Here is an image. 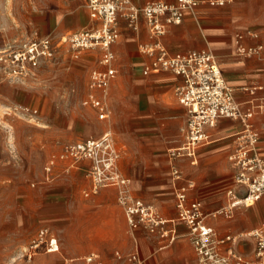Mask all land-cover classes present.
Returning <instances> with one entry per match:
<instances>
[{
	"label": "rangeland",
	"instance_id": "rangeland-1",
	"mask_svg": "<svg viewBox=\"0 0 264 264\" xmlns=\"http://www.w3.org/2000/svg\"><path fill=\"white\" fill-rule=\"evenodd\" d=\"M76 3L81 5L88 19L84 0H0V49L9 43L35 38V35H49L57 43L56 57L43 62L35 76L15 81L10 74L0 72V264H35L37 258H48L46 264H63L67 257L77 258L76 264H98L87 262V257L92 253H99L103 264H124V257L127 260L134 250L133 246L123 251L121 248L114 247L111 250L110 247L100 245L102 232L98 210L103 200L99 196L104 190L114 189L104 188L90 197L84 195L85 189L90 187V161L80 162L79 167L73 169L68 177L54 181H47L44 177L46 161L51 153H59L64 143L89 133L99 135L103 129L113 130L122 152L120 166L124 175L130 178L132 189L134 176L139 175L140 171L139 166L129 164L126 156L128 147L120 143L123 133L127 131V108L132 105L137 108L138 104L142 106L141 102L147 95L137 45L134 40H129L126 45L124 38L118 43V79L122 83L110 87L109 118L97 120L93 113L87 112L81 105V98L87 91L89 73L97 64L98 51L94 50L93 53L90 52L92 50H84L79 57H75L67 44L60 43V39L64 34L77 30L54 31L58 26L72 25L79 17L85 19L81 12L77 15V9L74 8ZM73 8L76 10L71 12ZM62 10L63 19L58 21L57 14H61ZM92 25V21H84L78 30L88 29ZM171 94L174 101L180 104L175 88ZM114 96L119 105L117 111L112 102ZM137 99L141 102H137ZM159 119L166 126L179 120L181 129L187 122L188 113L185 109L178 111L177 107L170 106L162 111ZM177 139L181 142L179 136ZM200 164L201 161L198 166L187 165L197 171ZM166 177L172 181L170 192L175 193L171 164ZM231 177L232 173L229 172L224 182L208 193L192 181L196 186V196L203 199L208 210L228 204L225 187L231 182ZM211 201H217V204L210 205ZM53 203L69 207L72 214L46 217L45 211ZM248 208L251 206L237 208L226 224L218 225V232L224 234L226 228H230L234 233L238 232L236 234H244L255 229L256 226L239 230L229 226L239 225L242 217L237 212ZM47 228L58 236L61 251L47 253L41 247L29 259L33 240L38 238L41 230ZM117 250L121 251L122 259L115 258ZM150 262L151 258L146 264ZM154 263L157 264V261ZM168 264L176 263L168 261Z\"/></svg>",
	"mask_w": 264,
	"mask_h": 264
},
{
	"label": "crops",
	"instance_id": "crops-1",
	"mask_svg": "<svg viewBox=\"0 0 264 264\" xmlns=\"http://www.w3.org/2000/svg\"><path fill=\"white\" fill-rule=\"evenodd\" d=\"M132 1L138 6H143L150 1L157 0ZM164 1L171 4L177 2V0ZM223 1L224 3L220 4L212 3L210 0H198V5L194 9L185 11L180 23L170 24L166 33L160 37L152 34L144 18H141L137 31L130 28L124 19L120 20V35L118 41L113 46L116 54L115 67L118 72L111 86L112 84L117 86L122 83L118 79L120 60L117 45L124 38L126 45L129 40H134L137 45L142 65L141 74L145 77L144 82L147 91L144 101L141 102L140 99H137V102H141L142 106L138 104L137 108L136 105L127 108V131L123 133L120 142L121 145L125 144L128 147L126 156L129 164L133 166L137 165L140 168L139 175L134 176L133 192L137 197L154 204L165 218L174 220L168 226L169 228L173 227L176 229L178 237L173 243H169L168 239L151 236L142 228L131 229L126 214L118 203L116 189L114 187H105L114 190H104L99 196V199L103 200V205L98 210L100 214L98 220L102 232L100 245L110 247L111 250H114V247L121 248L123 251L130 250L133 246L134 250L131 253L137 251L141 259L145 261V264L147 260L150 261V258V264H155L154 262L156 261L157 264H168V261H175L176 264H196V252L188 235V226L177 220L176 197L175 193L170 192L172 190V181L166 177L171 164L170 149L179 147L182 144L184 140L183 129L186 124L180 129L181 121L179 120H174L169 126H166L159 119L162 111L169 109L170 106L177 107L178 111H184V109L187 111L184 105L174 101L171 94L172 89L176 88L181 82V77L172 72L158 73L151 71L146 74L145 69L150 64L152 56L142 46H149L157 41H161L172 53L202 49L212 51L220 63L226 81L233 88L241 109L245 112L253 111V117L250 119V122L260 135L259 148L264 153V0ZM75 7L78 16L80 12L85 16V12L81 10L79 3H76ZM74 8L71 12L76 10ZM87 11L88 19L86 16L85 19H80L79 17L76 22L73 20L72 25L58 26L54 31L60 32L64 29L81 31L84 29H78L87 20L92 21L94 25L88 8ZM62 13L64 14V10L61 11V14H57L58 21L63 19ZM33 37L38 36L35 35ZM61 39L60 43H63ZM94 50L98 51L96 52L97 64L89 73L87 91L81 100L87 97L91 72L95 69L105 68L101 63L102 52L99 49H87L85 51L94 53ZM164 87L167 89H164ZM109 99L110 93L106 98L108 105ZM112 102L117 111L119 105L117 104L116 96L113 97ZM83 107L87 112L93 113V116L99 121L107 120L111 114L110 105V113L106 119H99L98 113L93 107ZM244 127V123L240 120L221 118L216 127L209 128L210 139L199 147L196 163L192 164L191 158L188 157L178 160L182 171L184 168L183 174H185V178L197 182L199 188L208 193L213 192L215 188L220 186L224 182L226 175L231 172V182L225 187L226 195L228 196V191L235 186L234 170L229 161V155L235 149L238 143V135L244 130ZM105 130H101L99 135L89 133L70 142L79 141L89 136H100ZM177 136L180 137L181 142L177 139ZM67 143L69 142L62 145L59 153H51L49 155L46 164L53 157H57V159L49 179L46 178V172L44 171L45 180L54 181L60 177H68V175H71L73 169L79 167L80 162L90 161L82 159L73 162L71 159H61L59 156L63 146ZM119 151L122 156L120 149ZM199 161H201V164L197 171L188 168L187 164L198 166ZM121 171L123 172L122 169ZM182 182L180 181L179 183L181 184ZM90 188L91 180L90 187L84 191L85 196V192L90 190ZM195 189L196 186L194 184V187L189 191L191 199H198ZM97 193H91L86 197ZM199 200L203 202L206 212L219 209L208 210L203 199L199 198ZM108 202L109 204H107ZM228 202L229 198L228 200L226 199V204ZM209 204L215 205L217 201H211ZM45 213L46 217L51 218L69 213L72 214V211L67 206L53 203ZM239 214L242 217L240 224L236 226L229 224V226L239 230L254 226L257 228L262 225L264 222V195L251 208L239 210L237 215ZM207 222L219 229L218 225L220 223L226 224L228 219L224 217H210L207 219ZM230 222H234V219ZM48 230V238H56L59 244L58 251H61L58 236L50 228ZM227 232L238 233H234L230 228H226L225 233ZM253 246L254 244L251 239H243L238 245L242 252L251 257L253 256ZM41 247L47 253L58 252L48 251V243L42 244ZM116 257L118 260L123 258L120 250L116 251ZM77 260L75 257H67L64 259L63 264H76ZM47 262H49L48 258H37L35 260V264H46ZM87 262L103 264V258L99 253H92L87 257ZM124 264H128L126 257H124Z\"/></svg>",
	"mask_w": 264,
	"mask_h": 264
},
{
	"label": "built area",
	"instance_id": "built-area-1",
	"mask_svg": "<svg viewBox=\"0 0 264 264\" xmlns=\"http://www.w3.org/2000/svg\"><path fill=\"white\" fill-rule=\"evenodd\" d=\"M85 1L94 25L64 35L61 41L68 45L75 57L87 49L102 52L101 63L105 68L91 72L88 94L81 104L93 107L99 119H106L110 113L106 98L118 72L113 46L120 35V20L124 19L130 28L137 31L141 18H144L152 34L160 37L170 24L180 23L185 11L194 9L198 0H177L174 4L157 0L143 6L136 5L132 0ZM210 2L224 3L223 0ZM142 48L152 56L145 69L146 74L151 71L172 72L181 77L175 93L179 102L187 108L188 119L183 129L182 144L170 149L169 156L175 181L177 220L189 228L196 264H264V222L248 234H220L215 226L207 222L210 217L230 219L237 208L250 207L264 195V153L259 148L260 135L250 122L253 111L241 109L212 51L202 49L172 53L161 41ZM56 53L57 43L49 35L9 43L0 49V72L10 74L15 81H23L35 76L43 62L53 60ZM221 118L240 120L245 127L229 155L235 180V186L227 193L229 202L215 211L206 212L201 200L190 198L189 191L194 184L185 178L178 160L188 157L195 164L199 147L210 139L208 129L216 127ZM59 157L73 162L90 160L88 176L91 188L85 192L86 196L105 187H114L131 229L142 228L151 236L168 239L169 243L176 240V229L168 226L174 220L165 218L154 204L134 194L130 178L120 169V151L112 129H106L100 136H89L65 144ZM56 159L51 158L45 165L47 179L53 172ZM180 181L183 182L180 184ZM48 234L49 230L43 229L33 240L29 259L44 243H48V251L59 250L57 239L48 238ZM243 239L253 241L252 257L239 249L238 245ZM127 260L128 264L143 263L137 251L131 253Z\"/></svg>",
	"mask_w": 264,
	"mask_h": 264
},
{
	"label": "bare ground",
	"instance_id": "bare-ground-1",
	"mask_svg": "<svg viewBox=\"0 0 264 264\" xmlns=\"http://www.w3.org/2000/svg\"><path fill=\"white\" fill-rule=\"evenodd\" d=\"M255 203H256V202H255ZM255 203H254V204H255ZM251 204H253V203H250L249 205H251ZM254 204H253V205H254ZM251 206H252V205H251ZM228 220H229V219H228ZM249 232H250V231L244 232V234H248Z\"/></svg>",
	"mask_w": 264,
	"mask_h": 264
}]
</instances>
